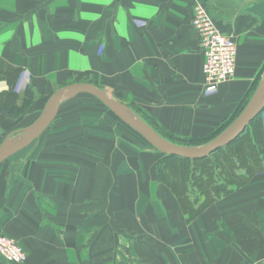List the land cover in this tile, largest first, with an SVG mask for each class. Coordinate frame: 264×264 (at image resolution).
I'll list each match as a JSON object with an SVG mask.
<instances>
[{
    "label": "crops",
    "instance_id": "obj_1",
    "mask_svg": "<svg viewBox=\"0 0 264 264\" xmlns=\"http://www.w3.org/2000/svg\"><path fill=\"white\" fill-rule=\"evenodd\" d=\"M199 1L237 44L235 75L213 94L192 26ZM0 60L20 71L19 106L30 101L22 115L0 109V133L33 123L57 89L93 83L179 144L170 137L207 136L260 84L264 0H0ZM115 117L79 94L0 164V235L26 250L23 264H264V157L191 214L158 178V151ZM260 121L264 143V111Z\"/></svg>",
    "mask_w": 264,
    "mask_h": 264
},
{
    "label": "trees",
    "instance_id": "obj_2",
    "mask_svg": "<svg viewBox=\"0 0 264 264\" xmlns=\"http://www.w3.org/2000/svg\"><path fill=\"white\" fill-rule=\"evenodd\" d=\"M19 72L18 69L0 60V81L6 80L9 85L8 90L0 93V109L11 108V113L22 115L30 105V101L25 100L21 107L18 104L16 82ZM247 102L236 109L224 123L207 136L197 139H179L177 137H170V139L182 145L205 144L222 133L240 115ZM158 153L159 158L154 167L158 178L171 188L188 212L197 214L206 205L218 201L241 187L242 183L249 179V176H252L256 170L262 169L264 143L260 115L235 141L205 158L190 159L166 155L159 151ZM196 204L198 205L196 208H190V206L195 207Z\"/></svg>",
    "mask_w": 264,
    "mask_h": 264
},
{
    "label": "water",
    "instance_id": "obj_3",
    "mask_svg": "<svg viewBox=\"0 0 264 264\" xmlns=\"http://www.w3.org/2000/svg\"><path fill=\"white\" fill-rule=\"evenodd\" d=\"M93 95L104 103L124 123L144 137L155 149L166 155L201 159L235 141L264 111V75L252 97L237 119L222 133L200 146L169 141L144 121L128 105L111 96L93 83H72L57 89L49 98L39 117L29 126L11 132L0 144V164L39 139L56 120L60 107L79 94Z\"/></svg>",
    "mask_w": 264,
    "mask_h": 264
},
{
    "label": "built area",
    "instance_id": "obj_4",
    "mask_svg": "<svg viewBox=\"0 0 264 264\" xmlns=\"http://www.w3.org/2000/svg\"><path fill=\"white\" fill-rule=\"evenodd\" d=\"M192 26L205 55V92L213 94L235 75L237 44L217 27L208 7L200 1L194 5ZM0 256L13 264H23L28 258L26 250L6 235H0Z\"/></svg>",
    "mask_w": 264,
    "mask_h": 264
},
{
    "label": "rangeland",
    "instance_id": "obj_5",
    "mask_svg": "<svg viewBox=\"0 0 264 264\" xmlns=\"http://www.w3.org/2000/svg\"><path fill=\"white\" fill-rule=\"evenodd\" d=\"M81 100H82V98H81ZM96 101V100H95ZM87 102H90V100L89 99H87ZM99 103V102H98ZM89 104H94V103H89ZM89 104L87 103V105L89 106ZM94 106V105H93ZM114 115V114H113ZM115 119V121H117V123H119L120 124V126H121V128H126L127 129V126L125 125V126H123L124 124H123V122H121L117 117H115L114 118ZM24 121L21 123V124H14V128H11V129H7L6 131H5V133L3 134V132L2 133H0V143L2 142V140L4 139V138H6L11 132H13L14 131V129H16V128H18L19 126H21V125H25V124H31L30 122H32V117L31 116H26L24 119H23ZM115 125V127L116 128H118V131L119 132H122V130H121V128L120 127H118L116 124H114ZM127 130H129V129H127ZM131 130V129H130ZM129 130V131H130ZM226 130V129H225ZM224 130V131H225ZM145 141H147V140H145ZM148 142V141H147Z\"/></svg>",
    "mask_w": 264,
    "mask_h": 264
}]
</instances>
